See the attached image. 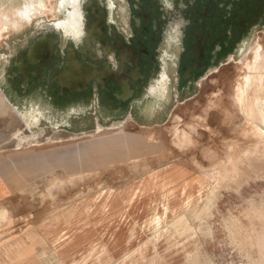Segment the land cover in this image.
I'll list each match as a JSON object with an SVG mask.
<instances>
[{
    "label": "rangeland",
    "instance_id": "374dc122",
    "mask_svg": "<svg viewBox=\"0 0 264 264\" xmlns=\"http://www.w3.org/2000/svg\"><path fill=\"white\" fill-rule=\"evenodd\" d=\"M11 1L23 7L24 2ZM42 1L29 23L0 34V135L11 136L9 142H0V154L51 144L63 148L56 172L52 158L51 164L43 163L37 176L52 183L51 189L42 190L44 198L73 199L72 221L65 213L58 221L60 231L67 232V241L90 235L72 264H264V128L254 120L248 100L264 101L263 90L255 87L249 93L257 71L248 70L260 54L264 60V18L189 84L180 85L184 92L165 123L154 127L134 121L123 124L114 106L107 103L100 105L103 126L97 127L89 112L98 100L99 85L91 81L86 94L67 97L59 83L67 70V52L74 50L77 60L92 69V63L80 54L81 43L99 46L102 36L129 39L136 46L154 44L162 51L167 36L176 37V26L195 16L191 7L198 10L203 2ZM224 1H220L221 9L226 10L230 6ZM6 3L0 0L2 6ZM76 22L78 32L68 26ZM37 37L43 42L38 46L43 59L50 56V46L56 54L42 68L43 76L32 81V92L24 95L21 78L12 73L18 56L26 60ZM4 80L8 90L2 85ZM258 80L264 82V75L255 83ZM3 90L12 104L21 106L29 128L10 105L1 108ZM35 96L39 97L37 110L29 113L20 103ZM56 100L58 118L52 121L46 106ZM68 103L73 110L66 113ZM72 116L73 126L68 130L73 127V135L67 137L66 121L71 124ZM34 133L57 141L24 137ZM117 153L122 156L113 158ZM71 158L75 167L69 172L65 160ZM171 191L174 210L165 214L164 197Z\"/></svg>",
    "mask_w": 264,
    "mask_h": 264
},
{
    "label": "flooded vegetation",
    "instance_id": "af4514ba",
    "mask_svg": "<svg viewBox=\"0 0 264 264\" xmlns=\"http://www.w3.org/2000/svg\"><path fill=\"white\" fill-rule=\"evenodd\" d=\"M8 1L13 5V1ZM199 1H202L203 5L198 10L195 5L191 7L196 12L195 16H190V22L179 25L176 37L173 34L167 36V47L162 51H158L153 41V45L144 47L132 45L129 39L102 36V44L99 46L97 42L95 46L85 41L81 43L80 54L93 66L89 69L77 60L76 53L70 49L67 52V70L59 81L62 89L67 90V97L78 93L86 94L89 90L88 84L94 81L99 85V97L94 101L99 116L102 112L100 105L107 103L114 106L115 114L128 111L148 118H157L171 108L184 92L181 91L180 85L189 84L195 76L207 69L210 61L226 54L264 18V0H227L230 8L226 7V10L225 7L221 9L220 1L224 3V0ZM18 2L21 4L25 1ZM68 26L76 32L80 31L78 22ZM164 28L169 30L166 25ZM41 44V39L35 38L26 53V60L18 56V61L15 62L16 71L12 74L21 78L20 90L24 95L32 92V81L43 76L42 68L52 59V54H56L54 47L50 46V56L43 59L41 51L38 50ZM30 67L35 69L31 70ZM4 81L2 85L8 90L9 86L6 80ZM54 91L56 99V87ZM9 98L6 92L1 95V101L10 105L12 110L25 120L19 108L21 106H15ZM35 98L28 102L24 100L20 104L31 113L37 110L35 100L39 97ZM40 104L43 106L45 103ZM70 105L68 103V106H65L66 113L73 110V105ZM47 106L50 110L49 119L55 121L58 118L57 100L49 102ZM102 109L104 110L103 107ZM35 120L37 122V119ZM27 124L29 125L28 122Z\"/></svg>",
    "mask_w": 264,
    "mask_h": 264
},
{
    "label": "crops",
    "instance_id": "0c3cea01",
    "mask_svg": "<svg viewBox=\"0 0 264 264\" xmlns=\"http://www.w3.org/2000/svg\"><path fill=\"white\" fill-rule=\"evenodd\" d=\"M255 90H259L258 87ZM1 105V108H7L5 103ZM171 109H167L157 118H148L145 115L139 117L128 111L119 112L118 115L121 116L123 124L134 121L142 127H154L165 123L171 117ZM89 113V116H94L97 127H102L98 109L94 106ZM18 116L21 117V115ZM71 120V124L68 119L66 121L67 137L73 135V127L68 130L70 125L73 126V116ZM22 121L26 126L28 125L24 119ZM27 136L33 138L31 140L50 143L57 141L42 133L24 135V137ZM10 138V135L1 134L0 142L7 143ZM113 141L116 142L114 139ZM62 150L63 148L57 147V144H51L34 150L21 149L0 154V264H72L76 255L83 251L84 243L88 241L90 235H83L75 242H68L67 232L60 231L62 225H58V221H61V213L70 216L72 221L74 212L72 197L44 198L42 190L51 189L52 187L49 186L52 183L51 181L42 182L38 178L43 163L51 164L52 158L55 160L53 171L56 172L58 161L56 159ZM119 154L117 153L113 158L121 157L122 154ZM43 158H49V160H43ZM65 164L69 172H72L75 167L73 159L65 160ZM178 175L181 174H176L175 180ZM174 194L171 191L164 197L165 214L174 210L170 207ZM156 224L160 229L162 222L159 218ZM176 227L179 230V225ZM63 237L66 238L59 242V239Z\"/></svg>",
    "mask_w": 264,
    "mask_h": 264
},
{
    "label": "bare ground",
    "instance_id": "6f19581e",
    "mask_svg": "<svg viewBox=\"0 0 264 264\" xmlns=\"http://www.w3.org/2000/svg\"><path fill=\"white\" fill-rule=\"evenodd\" d=\"M7 3L2 6L0 4V34H2L4 31L9 30L10 28H19L23 23H29L30 19L32 17V14L34 13L35 10L38 11V9L42 8V0L41 1H36V0H25L23 7L17 8L13 6L11 3H9L8 0H6ZM44 8V7H43ZM35 15V14H34ZM259 52V51H258ZM261 53V52H260ZM249 73L251 70H256V75L253 77L254 74H252L251 78V84L250 87L251 89L249 90V93L251 90H253L255 87H258L259 90L264 91V82H259L255 83L256 80L259 78L260 75H264V60L262 57V54L258 56L254 61L248 66ZM238 72V71H237ZM235 73V71H234ZM233 73V74H234ZM247 74V73H246ZM247 78V76H246ZM249 78V77H248ZM248 81V82H250ZM245 84V83H244ZM226 85V84H225ZM240 90V89H239ZM242 90V89H241ZM240 90V91H241ZM242 92V91H241ZM244 92V90H243ZM224 94V93H223ZM242 94V93H240ZM248 94V92H247ZM227 96V95H225ZM239 96V95H238ZM249 103L252 106V111H253V116L254 120L259 124V127L264 128V101H259V102H254L249 99ZM241 101V100H240ZM239 101V102H240ZM222 102V101H221ZM235 103V102H234ZM230 104V103H229ZM239 104V103H238ZM240 106V105H238ZM226 107V104H225ZM251 108V107H250ZM228 109V108H227ZM251 110V109H250ZM231 112V110H230ZM244 112V111H243ZM238 115V114H237ZM232 116V115H231ZM251 118V117H250ZM244 119V117H243ZM233 122V121H231ZM236 122V121H235ZM245 122V121H244ZM239 124V123H238ZM239 128V127H238ZM241 130V128H240ZM261 130V129H260ZM264 134V130L261 131ZM240 133V132H239ZM241 134V133H240ZM183 140V139H182ZM242 141V140H241ZM233 146V145H232ZM235 147V146H234ZM249 162V161H248ZM237 169V168H236ZM179 255V254H178ZM177 255V256H178ZM170 257V256H169Z\"/></svg>",
    "mask_w": 264,
    "mask_h": 264
},
{
    "label": "clouds",
    "instance_id": "9594fccd",
    "mask_svg": "<svg viewBox=\"0 0 264 264\" xmlns=\"http://www.w3.org/2000/svg\"><path fill=\"white\" fill-rule=\"evenodd\" d=\"M182 23V22H181ZM177 27V31L179 30V25L176 26Z\"/></svg>",
    "mask_w": 264,
    "mask_h": 264
}]
</instances>
